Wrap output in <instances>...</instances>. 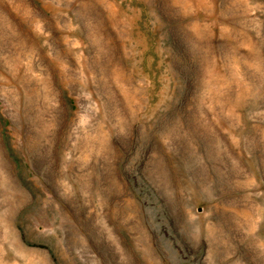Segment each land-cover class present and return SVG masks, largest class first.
Masks as SVG:
<instances>
[{
	"label": "rangeland",
	"instance_id": "obj_1",
	"mask_svg": "<svg viewBox=\"0 0 264 264\" xmlns=\"http://www.w3.org/2000/svg\"><path fill=\"white\" fill-rule=\"evenodd\" d=\"M0 264H264V0H0Z\"/></svg>",
	"mask_w": 264,
	"mask_h": 264
}]
</instances>
